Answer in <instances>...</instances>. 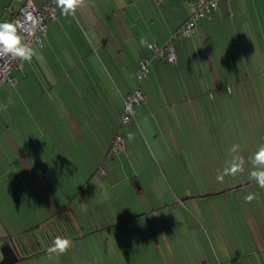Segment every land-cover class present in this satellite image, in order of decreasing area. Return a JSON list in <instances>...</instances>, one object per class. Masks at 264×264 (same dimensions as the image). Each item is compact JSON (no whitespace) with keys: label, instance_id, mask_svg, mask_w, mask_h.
Listing matches in <instances>:
<instances>
[{"label":"crops","instance_id":"1","mask_svg":"<svg viewBox=\"0 0 264 264\" xmlns=\"http://www.w3.org/2000/svg\"><path fill=\"white\" fill-rule=\"evenodd\" d=\"M17 9L0 0V21ZM192 10L187 0H84L71 16L57 8L35 55L0 87V260L10 240L26 238L36 244L14 264H264V188L247 165L243 180L216 181L223 135L220 169L211 172L203 154L208 99L223 110L253 107L239 97L256 85L264 96V0H220L187 38H174ZM141 60L148 76L138 83ZM137 84L144 101L122 125L123 99ZM227 88L239 94L232 107ZM116 133L124 143L113 153ZM191 189L202 191L181 194L184 201L207 203L199 222L172 200ZM216 194L218 212L204 199ZM59 212L72 222L73 246L49 259L43 231H28Z\"/></svg>","mask_w":264,"mask_h":264},{"label":"rangeland","instance_id":"2","mask_svg":"<svg viewBox=\"0 0 264 264\" xmlns=\"http://www.w3.org/2000/svg\"><path fill=\"white\" fill-rule=\"evenodd\" d=\"M14 8H17V5L13 6ZM248 79H246V84L252 83L254 82V79H251L250 81H248ZM7 83H3L2 85H6ZM1 85V86H2ZM0 86V87H1ZM256 89V93L250 92V93H243L240 94L239 99L242 101V105H246L248 104V102H250L252 104L253 107H242L240 109H232V108H228V109H217L214 106H216V104L214 102H216L215 100H209V108H206L204 110V117L207 120V133H205V131L203 130V132L206 135V140L205 143H203V154H205L204 158L207 159L208 162V168L211 172L215 171V169H220L221 163L218 162L217 165V161L218 159L220 160V153H217V142L221 143V136H224V141L222 143L221 146H219V149H223L225 150V155H224V164L226 163V161H228L230 159L229 156V148L232 144H240L242 145L241 148L242 150H246L249 152V150H252V153H255L258 148L254 149L253 144L255 143H260L262 142L261 140H264V96L261 95L260 93V87H258L257 85L255 86ZM236 95V97L239 95L237 94V92H228L225 96L226 98H228L229 101H231L230 103V107L233 106V102H232V96ZM224 96V95H223ZM212 98V95L210 96V99ZM212 102V103H211ZM247 102V103H244ZM238 104V102H237ZM128 125V124H127ZM191 131L193 133L196 134V132H199V128H194L191 129ZM213 133V134H211ZM259 133V134H257ZM253 135L259 136L261 135V140L259 141H249V137ZM236 137H238L236 139ZM224 147V148H223ZM193 150L198 148L197 147V143L194 142L193 143ZM251 151H250V156H251ZM219 156V157H218ZM248 154L244 156L245 160H248ZM218 158V159H217ZM193 161V164H195V160H197L196 158H192L191 159ZM198 161V160H197ZM246 165L248 166V169L251 170V164L250 163H246ZM212 166H214V169H211ZM211 175V173H210ZM241 175V179L243 180V174ZM213 176V175H212ZM203 189V188H202ZM202 189H191V190H175L174 192L177 193V195L173 192L170 191L171 196L174 197L175 195L177 196L176 199H172L174 202L177 201L178 203L181 204V208L182 211L184 213H187L191 216H193V218L199 222L197 216H195V214H199L201 211V208H203V206H206L207 203L206 202H202L201 200H203V198H199L198 199H187V200H183L184 197L181 198V194L187 192V193H194L195 191H202ZM187 196V195H186ZM217 197H221V194L219 195H211V196H207L204 197L205 200L210 199L211 202H213V207L212 209L214 211L218 212V208L216 206V198ZM180 200L182 201V203L180 202ZM196 201H199L198 203H196ZM206 205H205V204ZM215 203V204H214ZM82 225L84 224V222H81ZM191 225L192 223L189 222ZM195 224V223H194ZM200 226V224H198ZM196 226V224H195ZM197 227V226H196ZM149 228V227H148ZM198 228V227H197ZM147 250L145 247L138 249V252H140L141 254H143V251ZM2 254V253H1ZM2 257V256H1Z\"/></svg>","mask_w":264,"mask_h":264},{"label":"built area","instance_id":"3","mask_svg":"<svg viewBox=\"0 0 264 264\" xmlns=\"http://www.w3.org/2000/svg\"><path fill=\"white\" fill-rule=\"evenodd\" d=\"M18 4V9L8 16V21H15L22 34L25 35L27 42L32 45H41L39 34L44 32L46 24L56 18L57 0H48L45 4L37 7L31 0H14ZM161 1V0H155ZM193 5L188 19L174 32L173 37L179 39L187 38L198 21L215 11L220 0H187ZM1 22V21H0ZM153 52H161L159 49L152 48ZM164 56L167 62L173 63L175 53L171 45L165 46ZM22 61L11 55L0 54V86L3 83H13L15 81L11 72L20 70ZM148 76V67L145 60L139 62L135 72V77L139 83ZM145 95L139 84L133 91L123 99L120 123L122 125L130 124L134 121L133 107L140 105L144 101ZM124 139L122 135L116 133L110 142V149L113 153H118L123 148Z\"/></svg>","mask_w":264,"mask_h":264},{"label":"clouds","instance_id":"4","mask_svg":"<svg viewBox=\"0 0 264 264\" xmlns=\"http://www.w3.org/2000/svg\"><path fill=\"white\" fill-rule=\"evenodd\" d=\"M84 3V0H57V6L60 8L64 16L74 15L77 8ZM141 43H145L142 38ZM0 54L11 55L18 58L22 62H28L35 55L33 48L27 42L24 34L19 30L17 22L5 21L0 22ZM227 92H231V88H227ZM11 103V100H9ZM7 105H0V111L6 110ZM129 141L133 136L129 134ZM242 151L240 144H232L229 148L230 159L226 161L222 171H219L215 177L218 183H222L226 176L235 177L245 171L246 163L251 164V170L248 173L249 179L255 182L260 188H264V144H261L258 150L245 158L240 155ZM255 198V194H248L245 199L251 202ZM73 246L70 238L56 236L46 251L49 259L64 255Z\"/></svg>","mask_w":264,"mask_h":264},{"label":"trees","instance_id":"5","mask_svg":"<svg viewBox=\"0 0 264 264\" xmlns=\"http://www.w3.org/2000/svg\"><path fill=\"white\" fill-rule=\"evenodd\" d=\"M58 217V219L60 220H55ZM59 227H61L63 229V231L65 232V236L62 237H67L70 238L71 240L74 238L72 237L74 234V228L72 226V222L69 219V216L64 213V212H59L57 214L56 217H54V220L51 221H46L41 225H37L35 228H33L32 230H29L28 232H32L34 230H37L40 235L42 234L41 231H43V234L41 237L44 238V240L47 241L48 247L51 246L54 238L56 236H61V234L58 232L60 231ZM26 233V231H25ZM14 241V245L16 246L19 254H20V259H24L27 258L29 256H25L28 255L27 250L28 247H32L34 242L36 244V241L34 240H26V238L21 239V238H16L13 240ZM35 248V247H34ZM40 253V251H38V249L36 248L35 251L32 250V252L30 254H38ZM22 255V256H21ZM24 256V258H23Z\"/></svg>","mask_w":264,"mask_h":264},{"label":"water","instance_id":"6","mask_svg":"<svg viewBox=\"0 0 264 264\" xmlns=\"http://www.w3.org/2000/svg\"><path fill=\"white\" fill-rule=\"evenodd\" d=\"M20 260V254L12 241L10 240L9 246H6L2 251V259L0 264H14Z\"/></svg>","mask_w":264,"mask_h":264}]
</instances>
